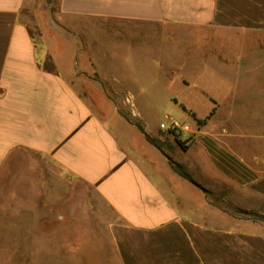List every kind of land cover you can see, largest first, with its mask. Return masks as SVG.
<instances>
[{"label":"crops","instance_id":"0c3cea01","mask_svg":"<svg viewBox=\"0 0 264 264\" xmlns=\"http://www.w3.org/2000/svg\"><path fill=\"white\" fill-rule=\"evenodd\" d=\"M154 27L206 28L211 42L220 30L263 37L264 0H0V174H14L26 150L92 187L114 213L109 232L118 264H264V156L255 165L210 137L200 139L209 166L246 190L237 201L245 213L234 215L214 203L202 178L183 177L163 152L135 137L119 114L109 126L70 83L85 76L76 72L81 67L100 78L124 69L114 68V36L142 37L128 42L131 68L149 67L151 35L161 34ZM254 54L262 96L239 111L264 117V38ZM247 67L239 64L242 77ZM124 80L145 84L135 73Z\"/></svg>","mask_w":264,"mask_h":264},{"label":"rangeland","instance_id":"374dc122","mask_svg":"<svg viewBox=\"0 0 264 264\" xmlns=\"http://www.w3.org/2000/svg\"><path fill=\"white\" fill-rule=\"evenodd\" d=\"M153 30L161 34L151 35L149 67L140 65L139 72L131 68L134 53L128 42L142 37L114 36V68L122 64L124 69L102 71L112 78H100L93 69L81 67L77 73L99 82L91 85L83 75L70 83L109 126L110 116L119 114L134 125L135 137L140 135L168 157L174 170L178 165L187 179L202 178L217 206L244 214L237 201L246 190L209 166L200 139L210 137L255 165L264 156V117L239 111L241 105L254 107L262 96L253 65L255 45L264 36L220 30L211 42L206 28ZM179 34L183 37H171ZM240 63L249 64L241 71L243 77ZM42 64L52 68L48 58ZM213 64L224 69L210 70ZM133 73L145 84L123 85L124 79L115 77L127 80ZM13 168L14 174H0V264H118L109 232L114 213L92 187L31 151L21 150Z\"/></svg>","mask_w":264,"mask_h":264},{"label":"trees","instance_id":"16d2710c","mask_svg":"<svg viewBox=\"0 0 264 264\" xmlns=\"http://www.w3.org/2000/svg\"><path fill=\"white\" fill-rule=\"evenodd\" d=\"M212 112H213V111H211L210 114H212ZM210 114H209V115H210ZM175 170H176L180 175H182L183 177H185V178L187 177V175H186L184 172H182L180 166L176 165Z\"/></svg>","mask_w":264,"mask_h":264},{"label":"built area","instance_id":"2783aa9c","mask_svg":"<svg viewBox=\"0 0 264 264\" xmlns=\"http://www.w3.org/2000/svg\"><path fill=\"white\" fill-rule=\"evenodd\" d=\"M175 125H176V123H175ZM161 126H162V127H164V124H162ZM171 126H172V127H174V124H173V125H171ZM167 127H168V126H167Z\"/></svg>","mask_w":264,"mask_h":264}]
</instances>
